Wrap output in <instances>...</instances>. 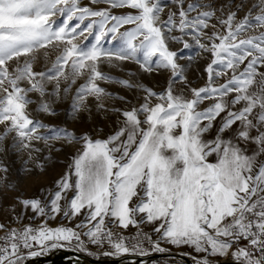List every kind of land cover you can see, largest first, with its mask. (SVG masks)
Returning a JSON list of instances; mask_svg holds the SVG:
<instances>
[{
	"label": "snow or ice",
	"instance_id": "1",
	"mask_svg": "<svg viewBox=\"0 0 264 264\" xmlns=\"http://www.w3.org/2000/svg\"><path fill=\"white\" fill-rule=\"evenodd\" d=\"M193 44L206 63L194 79L180 63ZM48 45L60 54L41 68L34 52ZM102 61L166 73V86L110 76ZM100 81L143 94L130 100ZM69 99L73 124L91 125L95 108L104 121L116 117L110 132L36 118L55 116ZM0 125V141L13 134V148L40 153L34 144L44 141L49 149L27 173L50 166L49 140L61 142L57 152L79 145L51 187L6 209L0 264L59 249L144 257L170 253L165 245L192 249L179 255L193 264H264V0H0ZM7 171L0 165L5 197L16 187ZM29 211L38 226L23 224ZM57 217L80 222L49 226ZM130 226L134 234L124 235Z\"/></svg>",
	"mask_w": 264,
	"mask_h": 264
},
{
	"label": "rangeland",
	"instance_id": "2",
	"mask_svg": "<svg viewBox=\"0 0 264 264\" xmlns=\"http://www.w3.org/2000/svg\"><path fill=\"white\" fill-rule=\"evenodd\" d=\"M251 2L258 3V0H250ZM162 3L167 4L168 0H162ZM258 11V10H257ZM167 9L165 10V13ZM118 14V12H117ZM254 15L256 13H253ZM243 16V13H241ZM87 35V34H85ZM110 39V37H109ZM55 43V42H54ZM77 43H80L82 46H88L91 43V38L88 41H85L83 37H77ZM189 43L192 44L193 42L189 38ZM119 44V41H114L111 44L105 43V47L115 48ZM172 48L174 50H179L182 48V44H172ZM46 49H37L34 52V55L37 57L39 66L43 68L45 65L51 66L52 63L55 62L57 55L60 54V49L52 47L51 45L46 46ZM189 58H191V63L189 64ZM181 64L187 65V74L190 78H195L200 73L203 72L204 67H206L205 60L203 58V54L199 52V50L193 44V47L187 50H184V56L180 60ZM99 70L105 74H108L113 77L121 78V79H128L133 84L137 82H143L148 87H152L154 90H160L166 86L167 74H149L145 73L139 69V66L136 65L132 61L118 63L113 62L109 64L107 61H102L99 64ZM83 81H78L77 86L79 83ZM102 87H104L108 92L113 93L114 95H121L125 96L127 99L135 100L136 96L142 95V91H137L135 89H128L123 85H120L114 81L106 82L100 81L99 82ZM75 87V86H74ZM109 104H115L116 107H122L119 100H109ZM69 104L70 99L68 101H63L55 105L57 109V114L55 116H48L44 114H39L36 118L43 121L45 125H59L63 126L64 123L67 121L68 127L74 128L77 133H81L82 131L88 129L89 127H104L105 132H110V126H114V121L116 119L115 116H112L110 120L104 121L102 120L95 112V108H93V116L94 121L91 125L87 123H76L73 124L69 115ZM35 107V106H31ZM3 131V126L0 125V132ZM39 131L45 132L46 129H40ZM12 135L10 134L5 140L0 141V165L6 166L7 171V179L8 182L15 185V190H9L7 192V196L5 197L2 193H0V223H7L10 221L11 216L13 215L10 211H6L9 205L15 202L16 197L20 198H34L41 195V190L51 187L53 179H58L61 175L69 170L68 166L72 162V157L74 156L77 148L79 145L67 146L64 145L62 151H55L56 148H61V142L49 140V144H53L55 147L51 150L52 151V162L50 166L47 168L46 171L43 173H39L38 171H34L33 173H27L25 168H33V165L36 163L37 159L43 160L44 156L48 154L49 149L45 147L44 141L35 142L34 146L37 148L42 149L40 153L32 152L31 154L27 150H20L18 147H12ZM32 156L33 159H29V156ZM25 161H28V164L25 165ZM5 173L0 172V176H4ZM21 211V207L17 206V212ZM32 213L29 211L25 219L23 220V224L32 223L33 226H38L40 223L39 219H35L34 221H30L27 217L31 216ZM82 219V217H81ZM79 220H73L71 222L63 219V217H57L55 220H50L49 226L57 227L61 224L66 226H75V224L79 223ZM12 226L20 227V224H13ZM150 231V229H146ZM135 229L131 226L129 229L124 231V235H132L134 234ZM2 232H0L1 234ZM166 247H170L173 253H191L195 255L192 249L188 247H181L176 248L169 245H165ZM60 250V249H59ZM59 250H54L47 255H43L44 257L47 256H56L60 254ZM65 250V249H63ZM91 251H97L96 248H90ZM73 251V250H71ZM75 252V251H74ZM78 253V252H76ZM85 257L95 258L92 256H88L85 253H78ZM139 255H129L125 257H135ZM188 256V255H186ZM191 259V256H189ZM123 258V257H121ZM97 259V258H96ZM99 259H115L109 257H101ZM31 258L25 261V264L30 261ZM175 261V264H187L184 260L172 257V258H165L163 260H154L146 264H169V261ZM192 260V259H191Z\"/></svg>",
	"mask_w": 264,
	"mask_h": 264
},
{
	"label": "water",
	"instance_id": "3",
	"mask_svg": "<svg viewBox=\"0 0 264 264\" xmlns=\"http://www.w3.org/2000/svg\"><path fill=\"white\" fill-rule=\"evenodd\" d=\"M79 259V264H133L140 263V264H146L154 260H163L165 258H172L176 257L179 259L184 260L187 264H191V259L189 256H183L181 257L178 253H150L149 255H146L144 259H136L137 257L140 258V256L135 257H125L123 259H96V258H90L85 257L83 255H80L76 253L74 256H69L65 252L60 253L56 256H38L35 258H31L30 261H28L26 264H75L76 259ZM136 259V260H135ZM124 261V262H123Z\"/></svg>",
	"mask_w": 264,
	"mask_h": 264
},
{
	"label": "bare ground",
	"instance_id": "4",
	"mask_svg": "<svg viewBox=\"0 0 264 264\" xmlns=\"http://www.w3.org/2000/svg\"><path fill=\"white\" fill-rule=\"evenodd\" d=\"M59 251H60V253H64L65 252L67 255H69L71 257L74 256V255H76V252L71 251V250H63V249H60ZM123 258H125V257H123ZM123 258H120V259H123ZM144 258H146V257L145 256L144 257H140V258L137 257L136 259L138 260V259H144ZM135 264H140V263H135ZM191 264H193L192 261H191Z\"/></svg>",
	"mask_w": 264,
	"mask_h": 264
},
{
	"label": "built area",
	"instance_id": "5",
	"mask_svg": "<svg viewBox=\"0 0 264 264\" xmlns=\"http://www.w3.org/2000/svg\"><path fill=\"white\" fill-rule=\"evenodd\" d=\"M0 235H3V232Z\"/></svg>",
	"mask_w": 264,
	"mask_h": 264
}]
</instances>
